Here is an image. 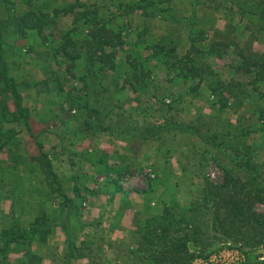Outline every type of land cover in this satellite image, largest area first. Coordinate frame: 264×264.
<instances>
[{
	"label": "trees",
	"instance_id": "1",
	"mask_svg": "<svg viewBox=\"0 0 264 264\" xmlns=\"http://www.w3.org/2000/svg\"><path fill=\"white\" fill-rule=\"evenodd\" d=\"M122 2L118 0L112 3L111 6H115L117 11L106 15L100 12L97 2L90 5L95 7H90L79 1L50 5L48 0H26L28 7L22 13L0 18V190L4 189L9 193L8 196L15 195L16 188L34 192V197L31 196L34 199L33 220L26 227L15 224L0 230V264H7L12 252L19 254L14 264H43L48 252L56 264H77V259L88 252L97 254L90 257L86 255V264H111L100 254L102 236L96 230L92 234L93 231L88 229L93 228V221L84 218L83 200L86 193L83 194V185L80 183L84 180V175L81 172L70 177L75 183L73 195L70 194L64 179L55 168L53 154L46 150L42 138L46 131L35 130L31 110L23 102V81H19L11 70L18 58L15 56V61H11L8 57L9 54L14 55L7 46L10 36L18 39L27 35L28 31L42 34L45 29L57 24L60 14L73 16L72 24L60 35L58 44L54 45L51 39L48 45L50 50L47 52L48 55L51 52L54 57L57 56L54 58L56 64L66 65L67 69L74 68L76 72L79 70L76 78L78 83H71L68 89V97L74 99L71 109L75 108L77 111L72 113L70 109L69 113L73 116L71 119L78 121L69 133L78 137H96L104 132L109 135L116 133L129 141L133 138L142 142L140 145L153 140L159 141L169 132L174 136L179 133H195L205 139L206 143L214 145L217 141V145L224 144L233 151L236 150V153L239 152L237 144L240 139L237 135L224 130L219 133L213 129V125L202 122L201 125L204 124L209 129L206 131L209 136L193 123L177 122L173 117L167 116V113H171V104H167L162 99L163 96L160 97L157 93L160 83L149 77L151 73L145 71L144 65L145 59L162 53L173 57L178 55L174 65L179 64L186 70L183 77H200V82H208L205 76L214 70L208 56L216 53L219 57L230 49L239 58L237 64L232 66L233 76L227 81H212L207 86L213 90V94L217 93V89L223 92V96L215 100L216 104L225 106L226 94H229L241 107H245L242 104H250L253 91L264 85V54L253 49L255 41L264 42V0H190L189 7L182 10L178 2L174 3L175 0ZM134 13H139L144 29L136 28V40L130 41L133 23L128 18ZM219 14L228 17L235 15L239 24L228 23L225 29H218L214 22ZM155 17L183 24L189 31L185 41L187 48L184 49L181 33L177 35V39L169 31L157 37L149 33V19ZM242 28L243 34L245 30L250 32L244 47L238 41ZM145 33H149L156 40L151 43ZM135 49L141 50V58L136 57ZM143 50L150 51L151 55L145 57ZM120 53H124V58L118 62ZM60 55L64 59L58 62L56 59ZM52 63L51 60L49 66ZM60 79L53 72L47 73L43 79L35 80L33 86L39 93L56 80L61 82ZM24 83L31 85L27 81ZM216 84H223L225 88L220 89L222 87ZM125 93L127 96L124 97ZM143 97L156 100L158 105H148L142 112L150 109V113H160L156 116L159 123L135 125L136 114H142L139 109L144 102ZM11 102L15 109H11ZM258 110L259 117L263 119L264 106L258 104ZM14 125H18L20 129ZM241 133L245 132L241 130ZM62 137L74 140L68 134ZM30 143H34V152L30 149ZM3 153L7 154L6 159L1 158ZM245 154L247 157L240 158L232 169L225 171L221 182L205 180V202L209 204L212 217L209 230L198 226L197 215H200V211L197 204L192 207L194 214L189 215L184 223L186 229L189 230L190 227L191 230L184 235L172 236L175 223L183 218L173 217L167 208L158 217L154 210L150 212L151 208L147 204L144 212L150 213H147L148 217L145 218L143 226H140L138 241L136 240L139 253L135 252L132 263L136 261L140 264L143 261L145 264H192L199 255L190 250L188 243L194 240L199 244L200 238L208 231L215 239L220 235L223 239L240 243L242 247L263 243L264 211H259L257 205L264 204V167L260 169V165L254 163L249 151ZM107 158L106 155V159L96 160V156H93L87 157V160L95 166L97 175L105 176L103 181L120 188V182L129 175V168L133 163L128 162L127 166L117 169L108 164ZM3 170L6 173L4 171L3 174ZM181 170L187 171L184 167ZM103 181L95 182L100 186ZM20 195L22 194L19 193L18 196ZM15 201L12 199V203ZM11 211L12 218L18 220L14 217L17 216L14 210ZM164 220L167 221L164 223ZM57 229L65 235L62 251H59L57 241L50 242L57 234ZM82 234L83 241L80 239ZM78 242H81L80 246ZM245 251L248 255L246 264H262L251 250Z\"/></svg>",
	"mask_w": 264,
	"mask_h": 264
},
{
	"label": "rangeland",
	"instance_id": "2",
	"mask_svg": "<svg viewBox=\"0 0 264 264\" xmlns=\"http://www.w3.org/2000/svg\"><path fill=\"white\" fill-rule=\"evenodd\" d=\"M25 1L0 0V18H7L14 13H22L28 7ZM48 1L50 5H63L79 1L89 6L97 2V7H100L102 14L108 15L109 13L111 15L112 12L117 11V8L111 5L118 0ZM127 1L124 0L122 2V0H119L122 3H127ZM189 1L175 0L174 3L178 2L180 10H182L189 7ZM180 15L178 16L179 18ZM71 19L60 14L57 18V24L51 25L42 34L28 31L27 35L18 39H13V36H10L7 45L9 50L14 52L13 56L12 54L8 55L11 61H15V56L19 59L18 62L13 63L11 70L19 81H23L24 105L31 110L35 130L46 131L42 138L45 141L46 150L53 154L57 172L63 179L82 172L84 180H81L80 183L83 185V194L86 193L83 200L85 202H89V195L98 194V196H101L100 193L106 192L108 195L113 194L114 198L119 196L116 198L118 200L115 199L113 204L120 207L127 203L125 199H129V197H133L135 203H137V200L140 201V198H138L139 192L144 191L148 200V208H151L150 212L154 210L157 213L156 215L160 217L167 208L172 212L173 217L183 218L179 223H175L172 236L184 235L186 231L191 230L190 227H188L189 230L186 229L185 219H189L188 216L194 214L192 207L198 204L200 211V215H197L199 219H197L198 226H202L203 230H209L212 217L209 204L205 202V180L210 179L214 182H221L225 171L232 169L240 158L247 157L245 153L248 151L254 163L260 165V169L264 167V118L259 117L258 112V104L264 106V96H262L264 94V85L260 86L261 89L253 91V99L250 104H242L245 107H241L236 102V99L229 94H226L227 100L223 97L227 104L222 106L220 103L216 104L215 100H218L219 96L222 97L223 92H219V89H217V93L213 94V90L207 84L212 81L217 82L219 79L227 81L233 76L232 66L237 64L239 58L232 50L228 49L227 52L222 53L219 57H217L216 53L208 56L207 59L214 69L213 72L205 76L208 78V82L204 80L200 82V77H183L187 73L186 70L179 64L174 65V62H177L178 55L173 57L162 53L157 57L145 59L144 66L145 71L148 70L151 73L149 77L156 83H160L157 93L160 94V97L163 96L162 99L167 104H171V107H169L171 113H167V116L173 117L177 122L193 123L195 127H199L202 133L208 134L206 131L209 130L204 124L201 125L202 122L208 123L210 126L213 125V129L219 131V133L223 130L229 131L240 139L239 144H237L239 152L236 153V150L233 151L231 147H227L224 144L217 145V141L214 142V145L206 143L205 139L195 133H179L174 136V134L169 132L163 139L149 141L145 143L146 145L143 143V146L140 145L142 142L136 139L132 138L130 141L125 137H121V139L116 133L109 135L108 132H104L95 138L90 136L78 137V135L69 133L78 121L71 119L73 116L69 113L71 102L74 99L68 97V89L71 83H78L76 78L79 75V70L77 69L76 72L74 68L67 69L66 65H58L54 61L57 56L54 57L51 52L50 55L47 54L48 50H50L48 45L51 39H53L54 45H57L60 41V35L70 26ZM128 19H131L133 23V32L129 36L130 41H135L136 28L140 30L141 28L144 29V27L141 25L138 14ZM148 23L151 24L149 33L151 32L156 37L169 31V34L171 33L177 39V35L181 33L184 38L182 39V44L184 49L187 48L185 41L189 31L185 29L183 24L175 20L165 21L159 17L150 18ZM228 23L239 24L235 15L228 17L225 14H219L214 25L218 29L223 30ZM149 33L144 35L147 36V39L150 38L151 43H153L156 39L151 38L148 35ZM249 37L250 32L245 30L243 34L242 28V32L238 36V41L242 47L245 46ZM253 49L264 54V42L255 41ZM134 51L136 57H140L141 50L135 49ZM142 53L144 56L151 55L148 50H143ZM123 58L124 53H120L118 62H121ZM63 59L62 55H60L56 60L59 62ZM51 60L53 62L52 66H49ZM52 72L55 77L61 78L62 83L56 80L38 93L33 83H35V80L39 81L40 78L46 77L47 73L51 74ZM73 74H76V76ZM25 81L30 82L31 85H25ZM108 81L110 82L109 79ZM216 86L222 87L220 89L225 88L223 84H216ZM126 93L130 95L128 92ZM126 93L123 95L124 97L127 96ZM143 101L139 109L142 114H136L138 124L136 122L135 125H144L143 123L154 125L159 123L160 120H157L156 116L160 113H150V109H147V112H142L148 105H158L156 100H149L147 97H143ZM11 109H15L12 102ZM126 109H128L127 106ZM74 110L75 108L72 113L77 112L76 110L74 112ZM14 126L20 129L18 125ZM241 130L245 133L242 134ZM64 134L70 135L75 141L67 140L68 137L63 138ZM30 144V149L34 152V143ZM6 155V153L2 154V156ZM106 155L108 164L112 165L113 168L116 167L118 169L127 166L128 162L133 163L132 167L129 168V175L120 182V188L112 183L103 181L105 176L103 174L97 175L95 166L87 160V157L93 156H96V160L106 159ZM182 167L186 168L187 171L183 172L181 170ZM4 171L6 173V170H3V174ZM95 181L103 182H101L100 186H97ZM114 186L117 190H115ZM14 193L16 194L8 196V192H5L4 189L0 190V198H2L3 203L6 200H11L10 209L8 207L2 208L0 202V230L15 224L26 227V224L34 218V192L30 193L29 190L24 191L23 188L21 190L16 188ZM19 193L22 195L18 196ZM32 195L33 197H31ZM12 199L16 201L12 203ZM29 199L30 201L28 202ZM88 204L87 206L83 204L85 214L88 212V209H86ZM140 206L141 202L136 208H140ZM257 209L264 211V204H258ZM11 210H14L17 215L14 217L18 220L12 218ZM150 212H144L145 214L142 217L138 215L136 219H138V222L140 220L143 221L146 216L148 217L147 213ZM193 216L196 218V215ZM166 221L164 220V223ZM127 237L130 244L137 247L136 241L131 242V236L128 235ZM200 240L199 244H196L194 240L188 243L190 250L199 255L192 261V264H246L248 255L245 250H251L255 254L257 261L264 264V242L256 246L242 247L240 243L223 239L220 235L215 239L209 231ZM57 243L60 246L62 241L58 242L57 240ZM18 256L19 254L12 252L7 264L16 263V257ZM128 262H130L129 264H139L136 261L132 263V258ZM43 264L49 263H44L43 261ZM140 264L145 263L141 261ZM146 264H150V262H146Z\"/></svg>",
	"mask_w": 264,
	"mask_h": 264
},
{
	"label": "crops",
	"instance_id": "3",
	"mask_svg": "<svg viewBox=\"0 0 264 264\" xmlns=\"http://www.w3.org/2000/svg\"><path fill=\"white\" fill-rule=\"evenodd\" d=\"M135 14L136 15L138 14L139 16V13H134L133 15L130 16V18H132ZM62 15H64L65 17L72 18L70 21V25H71L73 22V16L69 14H62ZM17 60L19 61V59ZM117 142H119V140H117ZM1 158L6 159L7 155L6 156L1 155ZM115 158L118 159L117 156H115ZM64 181L67 190L70 189V191L68 192L73 195L74 186H75L74 181H72L70 177L67 179L65 178ZM105 193L106 192L100 193L101 196H98V194H92L91 196L89 195V202H87V204L88 203L89 204L88 207H86V209H88L87 210L88 212L85 214L84 218L87 219V221L88 220L93 221L92 224L93 228H89L88 230L90 231L96 230V233L102 236V252L100 254L103 256L104 260H109L111 264H129L130 263L128 262L129 259L133 258L138 247H135L136 246L135 244H134L135 246L131 245L127 239L128 238L127 236L128 235L131 236V242L137 240L138 234L140 233L141 227L143 226L145 219L143 221L140 220V222H138L136 216L139 215V217H142L146 213V212L144 213L145 207L148 204L146 193L143 191L139 192L140 195L138 196V198H140V201L137 200V203H135L133 197H129V199H125L127 203L120 207H117L115 206V204H113L114 200L119 196H116V198H114L113 194L108 195L107 193L106 194ZM0 202L2 204L1 205L2 208L8 207L10 209L11 200L10 201L6 200V202L3 203L2 198H0ZM139 202H141V206L140 208H136ZM145 218H147V216ZM94 231L92 234H94ZM80 239L83 241L84 239L83 234L80 237ZM57 240L58 242L62 241V244L59 246V251H62L65 243V235L62 233L60 229H57V234L52 239H50V242L56 243ZM80 245L81 242H78V246ZM60 247L62 248L60 249ZM82 254L85 255L84 253ZM93 254H97V253L88 252L86 255L90 257L93 256ZM48 255L44 258V263L48 262L49 264H56L54 263L53 257ZM86 255L77 259L76 263L86 264L88 262L87 261L88 258Z\"/></svg>",
	"mask_w": 264,
	"mask_h": 264
},
{
	"label": "built area",
	"instance_id": "4",
	"mask_svg": "<svg viewBox=\"0 0 264 264\" xmlns=\"http://www.w3.org/2000/svg\"><path fill=\"white\" fill-rule=\"evenodd\" d=\"M74 112H75V110H74ZM84 205H87V202H84Z\"/></svg>",
	"mask_w": 264,
	"mask_h": 264
}]
</instances>
